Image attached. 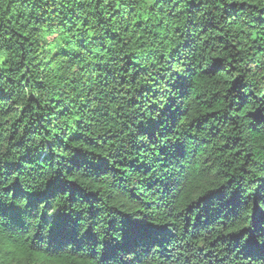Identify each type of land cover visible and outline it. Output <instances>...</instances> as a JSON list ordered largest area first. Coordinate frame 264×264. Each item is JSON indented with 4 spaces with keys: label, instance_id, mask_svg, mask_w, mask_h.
I'll return each instance as SVG.
<instances>
[{
    "label": "trees",
    "instance_id": "1",
    "mask_svg": "<svg viewBox=\"0 0 264 264\" xmlns=\"http://www.w3.org/2000/svg\"><path fill=\"white\" fill-rule=\"evenodd\" d=\"M0 58V264H264L260 0H0Z\"/></svg>",
    "mask_w": 264,
    "mask_h": 264
},
{
    "label": "snow or ice",
    "instance_id": "2",
    "mask_svg": "<svg viewBox=\"0 0 264 264\" xmlns=\"http://www.w3.org/2000/svg\"><path fill=\"white\" fill-rule=\"evenodd\" d=\"M144 2H147V0H144ZM261 6L264 7V0H260ZM4 61L2 58H0V66H3ZM51 139V137H49ZM55 142V141H54ZM78 146V145H77ZM51 147V145L49 146ZM80 167V165L74 161L71 162L70 168H77ZM2 174V173H0ZM43 175V173H41ZM62 180H65L67 182L73 181L75 178L73 176L64 174L60 175ZM49 180L52 181V192H53V199H55V196L57 194L62 195L65 200L69 199L72 195L71 191L68 188H65L61 186V184L54 179V177H49ZM44 183H48V181H44ZM70 184V183H69ZM9 191L8 185L4 184L3 180H0V230L3 228H8L12 226L13 221H17L19 219L21 208L16 206L15 201L9 199L7 202L5 200V196L3 195L4 192ZM21 197L18 196L17 199H20ZM42 199L45 200V202H49L47 197H42ZM261 200H264V196L261 197ZM49 207H51V203H49ZM63 203L57 202L56 208H53L52 211L48 214L49 217L52 218V223H49L45 221V223L50 224V246L51 245H59L61 243H67L68 240L61 239L58 236L53 234V224H64L66 223L63 220V217L60 215V211H62ZM82 224H78V229L82 228ZM98 243H106L103 240V237H99L97 240ZM52 250H55L54 248ZM130 251L132 249H129ZM249 254L252 257V260H261L264 261V233L252 236V238L249 240ZM131 264H135L134 260H131Z\"/></svg>",
    "mask_w": 264,
    "mask_h": 264
},
{
    "label": "clouds",
    "instance_id": "3",
    "mask_svg": "<svg viewBox=\"0 0 264 264\" xmlns=\"http://www.w3.org/2000/svg\"><path fill=\"white\" fill-rule=\"evenodd\" d=\"M177 71H179V68H177ZM96 161H97V158L86 154V159L81 161L80 167L89 168V163L96 162ZM110 211L114 213L116 212L115 209H111ZM43 229H44V225L42 223L41 225H39V233L37 236V243H40V244L48 243L50 241V233H45Z\"/></svg>",
    "mask_w": 264,
    "mask_h": 264
}]
</instances>
